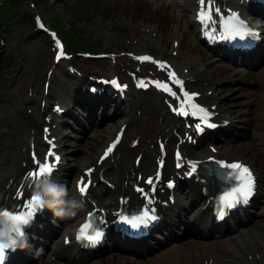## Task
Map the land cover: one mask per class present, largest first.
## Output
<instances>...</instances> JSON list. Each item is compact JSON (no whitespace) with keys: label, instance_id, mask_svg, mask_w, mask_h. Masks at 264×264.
Segmentation results:
<instances>
[{"label":"rangeland","instance_id":"374dc122","mask_svg":"<svg viewBox=\"0 0 264 264\" xmlns=\"http://www.w3.org/2000/svg\"><path fill=\"white\" fill-rule=\"evenodd\" d=\"M9 1H13L16 3V1L14 0H0V11H2L3 6L9 3ZM50 1L52 2V4H50L49 2H45V0H26L25 5L23 2L20 3L21 7H23L20 13L19 11L12 12L16 15L18 13L20 15L24 12V19H22V17H19L16 19L9 20L7 23L6 21L9 17H11L10 15H7L5 18L0 19V111H2L4 107L11 111L14 109L11 105H16L17 103H19L21 108H23L24 106V110L29 105H24L25 103H23L20 99L17 100V98L12 95L11 91L12 89H14V87L23 85L22 83H24V81L28 79V67L30 68L31 66H38V64H35L36 58L34 57L41 52H39L37 46L31 44V42H37L38 45L42 43L41 46L43 48H46L45 51L48 54L49 60L51 58L52 50L49 53V49H47L49 43L51 42L48 40V38L45 37L44 32L37 31L34 28V23L32 22V15L29 17V14L24 11V9L26 8H28L26 10H28L29 12L36 11L42 13L45 20L53 27H55L54 25H56L57 27L55 28L61 34L68 35L75 33L72 30V25H78L81 28H79V30L75 33L76 37L78 38L82 35V37L86 38L87 40H94V45H96L97 47L96 49H91L93 51H112V49H115L116 47V50H120V48H123L126 52H129L130 50H145L162 54H169L172 47L174 48V45H172V36L176 35L175 37L180 39L179 50L182 53L184 52L185 56L188 54H193L197 57L200 56L199 50L201 48L199 46H195L192 43L191 38L188 37L187 30L184 28L182 22L183 17L180 16V13L178 12L177 8V6H179L178 1ZM30 2H34L35 7H31V5H29ZM30 7L32 8V10ZM14 8H17L16 4ZM40 8L43 9L46 15L42 12ZM180 8L182 9V7H179V9ZM73 20H77V22ZM81 20H84L85 22H81ZM182 31L186 32V34L182 33ZM157 42H159L160 47L156 45ZM177 55L178 54H176L175 56ZM125 56L127 55H124V57ZM42 58L44 57L42 56ZM178 58H181V56L178 55ZM103 59H107V63L103 64L101 62H98V65H100L103 70H106L107 68H110L111 70L112 65L111 67L109 66V59L107 57H103L100 60ZM190 60H194L196 61V63H199V59ZM202 60L204 62V59ZM188 61L189 59H184V62ZM80 63L85 64L83 60H80ZM52 64L53 63H51V65ZM92 64L94 66L97 65L96 62H92ZM26 67L27 69L25 70ZM34 69L36 70L37 68ZM212 69L216 77H223L219 74L222 70L221 65H215L212 67ZM239 77H244L250 80V82H248L247 84L237 82L235 84L234 91H232L229 87L224 86V84L217 83V85L220 86L218 95H220V99L224 101L221 105L224 109L231 110L234 119H236V114L240 116L241 120L239 121L240 124L238 125L240 127L242 126V122L244 121L242 120L245 117L244 113L248 111L246 108L248 105V101H251L250 97L242 96V94L244 95V92L248 89V87L251 88V80L255 78L254 76H244L242 74H240ZM256 77L260 78V75H257ZM33 78V83H31L29 79V84L31 86V88L28 89L29 94H35V91L32 92L31 89L35 88L34 84L36 83L37 79L38 86L41 87L42 79H44V76H34ZM51 81L53 82V79H51ZM61 95H63V93ZM235 95H237V97ZM14 98L17 100V102ZM235 99H242V104H234V101H236ZM30 105L32 107H35L37 104L31 102ZM16 110L18 111L19 109ZM249 110H251V106ZM35 112H37V109L34 110V113ZM247 113L250 122L254 121L255 117L252 115V113ZM145 114L151 116V114H149V111H145V113H142L141 115ZM154 120L158 119L155 118ZM154 120L147 121V123L153 124ZM80 122L82 121L77 122L76 130L70 131V134L72 135H68L66 137V141L68 142V144H65V146L69 148L73 147L76 152L74 154V157L72 158H75L74 160L76 161L80 159L79 163H82L85 160H90L96 155L98 148L101 145V140L97 139L96 137L98 131H95V129L97 127L91 129L87 133V138L80 137L79 134L80 132H82ZM22 125L23 124H21V127L17 126L19 130L23 129ZM22 134H24L23 130L19 132V136ZM19 136L15 140H19ZM14 151L17 152L16 148ZM7 153L8 152L5 151L4 155H6ZM13 153L14 152L12 151V154ZM90 155H92V157ZM259 264H264V260H261Z\"/></svg>","mask_w":264,"mask_h":264},{"label":"snow or ice","instance_id":"6c2138e0","mask_svg":"<svg viewBox=\"0 0 264 264\" xmlns=\"http://www.w3.org/2000/svg\"><path fill=\"white\" fill-rule=\"evenodd\" d=\"M196 3L198 5L197 19L201 22L206 35L212 36L216 33H219L220 39L222 40L236 38L243 40L246 36H251L253 34L236 12L225 13V11L216 4V0H196ZM39 26L43 28L42 24ZM55 44L58 49L56 53V59L59 60L64 55V51L59 40H56ZM135 58L140 61L152 60L153 63H159L161 68L166 67L163 62L154 61L153 58L149 56H137ZM168 78L173 84L180 88L184 97L180 107L174 110H176L179 114L187 115L188 112L186 111V108L192 107L206 114L205 109L193 103V99L197 94L189 93L187 90H185L183 81L178 79L174 72L169 71ZM111 83L116 87H126L121 86L115 80L111 81ZM154 83L156 87L160 88L162 91L167 92L174 97L177 96V93L173 91V89L166 82L155 81ZM138 86L147 87L148 84L144 81H140ZM202 123L207 124V121L204 120ZM197 127L200 128L199 125H197ZM45 131L47 132L48 130L45 129ZM45 139L49 144V150L43 158H40L35 152L33 153V163L35 164V168L26 174V180H32L34 185L37 181H49L51 174L54 172L61 159L60 156L54 151L55 145L53 140L48 139L47 137H45ZM114 146L115 143L105 150L104 154L100 157L101 161H103L105 157L108 156ZM179 155L180 154L177 153L178 157ZM217 163L221 169L226 170L223 174V179L225 181L231 182L224 190L223 195L218 197V200H221L229 207L240 200L246 201L253 194L254 187V178L249 167L240 161H217ZM177 166L179 167L180 164L178 163ZM191 168L192 171H195L196 164H192ZM92 171L93 170L91 168L86 170L88 174H90ZM90 183L91 181L85 182L83 177L77 181V189L82 196L87 192ZM146 183L151 185L153 183L152 178H149ZM29 187H33V185L30 184ZM137 191L145 195L146 199H150L144 189L138 188ZM24 196L25 194L22 189L18 188L15 198L20 200L21 203L18 204L15 209H10L0 204V216H2L4 221L10 226L8 232L17 238L22 235V226L27 224L30 219L33 218L34 213L43 206L39 196L31 195L29 198H24ZM153 211V209L146 206L145 210H143L141 214L136 215L132 219H129L121 213H118V215L120 216V220L122 222L130 224L132 228H137L142 224H147L149 220L154 218L153 215H150V213ZM101 223L102 221H98L96 219V213H89L88 217L86 218V222L79 226L76 233V239L85 240L89 244L95 245L101 240L103 236V232L100 230ZM11 248L12 247L8 245L0 244V264H2L7 251Z\"/></svg>","mask_w":264,"mask_h":264},{"label":"bare ground","instance_id":"6f19581e","mask_svg":"<svg viewBox=\"0 0 264 264\" xmlns=\"http://www.w3.org/2000/svg\"><path fill=\"white\" fill-rule=\"evenodd\" d=\"M229 1H232V0H229ZM243 3H244V1L236 3L237 8L239 10L242 9V6H238V5H243ZM182 5H183L182 7H185V8L186 7H191L192 10L195 8L194 1L192 3L190 1H188L185 4H182ZM182 9H184V8H182ZM192 18H193V16H192ZM191 21H192V23L194 25V28H196V23H195L194 19L193 20L191 19ZM34 44H38V43H34ZM41 44L42 43H40V46H38V50L44 52V54H45V51H44L45 47L43 48L41 46ZM43 46H45V45H43ZM35 58H36V60H35L36 64H38V66H32L31 68L28 67V69H27V67L25 68V70L27 69L29 75H30L31 71H34V76L41 75L42 72H43V67L45 65H47V64L50 66L51 63H53L52 59L48 60V56L46 57V59H42V57L40 58L38 56L37 57L35 56ZM115 58H116V60L119 58L122 61H126V60L131 61V64H129L127 66L131 65V67L134 70H136L138 73L142 72L143 75H145L146 72L149 71L148 67L145 68L143 66H139L136 63H133V62H138L136 59H132V58L130 59L128 56H125V57L124 56H116ZM176 62H175V64L178 66L179 70H181L182 64L178 63V61H176ZM141 63H143V62H141ZM198 64L199 63H196V61H194V60H189L188 62H186V66H188L187 67L188 71L186 73L187 77H188L187 83H188L189 86H192L193 88L201 91L203 95H206L205 90L207 88H209V85H208V82H207L208 80L206 81L207 73H205L204 70L203 71L200 70V67L198 66ZM34 68H37V69L35 70ZM113 70L116 71L114 68H113ZM181 71H183V70H181ZM44 75H46V74L44 73ZM29 79L30 78H28L26 80V85L24 84V85H22V87L18 88L19 89L18 91H22V89H25L26 87L28 88L29 83H30ZM53 86H54L53 84L49 85L48 92H50L52 90ZM13 90H14V93H12V95H14L16 98H19L23 103H25L24 105H27L29 101H34L35 103H37V98L38 97H36V96L34 97L32 95L30 96L25 90L21 94H18L15 89H13ZM34 91L39 92L38 85H37V87L35 88ZM34 91H32V92H34ZM39 95L42 96L41 98H43V87L42 86H41V90L39 92ZM128 95H129V97H131V100H130L131 103H133L135 106H137V108H139V107L142 108V113H145V111H147V112L149 111V114H151V116L153 114H157L156 115V119L161 116V120H154L153 124H148L147 123L146 131L148 132V134H152L153 131L155 132V129L157 128V126L162 127L164 125H175V122H173L172 118L167 116V112L163 111L161 100L159 101L157 99L159 97L157 95H155L153 92H150V91L141 92L140 90H136V89H134L131 86L129 91H128ZM60 97L63 98L64 95H61ZM208 98L212 99V101H214L213 97L208 96ZM15 101H16V99H15ZM16 105L18 106L16 108L21 109L19 103H17ZM40 108L41 107L39 105L37 107V112L34 113V109H33V110H31L30 114L27 113L26 110L21 111V116L26 119L25 120L26 122L23 123V125H22L23 129H21V130H23L24 134H22L20 136H19V132L21 130H19L18 129L19 126L16 125V119H15L16 118V115H15L16 111L15 110L11 111V114H10L9 117H5V115H4L3 116L4 119H1L0 134L4 138L2 139V142H1V144H2L1 145V152L2 153L0 154L1 155L0 156V167L4 168V171L2 173V176H0V183L5 188V192H7V190L13 186V182L15 183L20 178V173L16 172V171L21 168L20 167V160L24 156V153L19 154V152H18V150L21 147V144L24 141L25 142L27 141V144H28L29 141L27 140V137L30 136L31 134L34 136V142H38V139H39L38 138V135H39L38 134V130H37V128H33V130H31L30 129L31 126H29V122L31 121L32 123H34L36 125L39 124V122H40V116L39 115L41 113ZM136 119H137V115L134 116V117L131 115V117L128 119V122L131 121V123H134ZM131 123L129 124V126L127 128V131H126V134H128V135L133 134L136 131V129H137ZM152 125L154 126V130H152V127H151ZM20 127H21V125H20ZM18 136H19V140H15V139L18 138ZM140 139H143V135L142 134L140 135ZM15 148H16L17 152L14 151ZM135 150H139V147H135ZM5 151L8 152L6 155H4ZM12 151L14 152L13 154H12ZM149 160H150L149 157H145L143 165L148 164ZM119 161L122 162L121 165L124 168H128L129 167L127 162L124 161V158H120ZM12 166H14L13 170L10 169V167H12ZM108 166H109L108 163H103L102 165H100V167H103L104 169H106ZM10 177L13 178L12 184H10L9 187L7 188L5 186V184L8 181L7 178H10ZM55 252H56V254L58 256L63 255V252L59 248H57ZM56 264H58V263H56Z\"/></svg>","mask_w":264,"mask_h":264},{"label":"clouds","instance_id":"9594fccd","mask_svg":"<svg viewBox=\"0 0 264 264\" xmlns=\"http://www.w3.org/2000/svg\"><path fill=\"white\" fill-rule=\"evenodd\" d=\"M33 195L41 198L43 206L52 207L55 210L56 205L64 202V197L67 195L66 189L63 185L54 181H37ZM60 215V211H56ZM5 221L0 217V244L8 245L10 247L16 246L20 242V238L11 235L6 228L3 227ZM22 238V237H21Z\"/></svg>","mask_w":264,"mask_h":264},{"label":"trees","instance_id":"16d2710c","mask_svg":"<svg viewBox=\"0 0 264 264\" xmlns=\"http://www.w3.org/2000/svg\"><path fill=\"white\" fill-rule=\"evenodd\" d=\"M72 42H74V40L72 39Z\"/></svg>","mask_w":264,"mask_h":264}]
</instances>
